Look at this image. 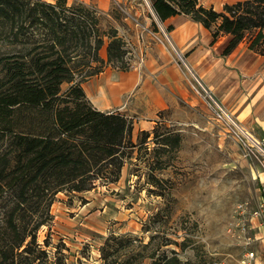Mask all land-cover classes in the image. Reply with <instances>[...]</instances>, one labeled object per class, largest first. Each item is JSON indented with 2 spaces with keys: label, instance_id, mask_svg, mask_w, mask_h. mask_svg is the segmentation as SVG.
Wrapping results in <instances>:
<instances>
[{
  "label": "trees",
  "instance_id": "16d2710c",
  "mask_svg": "<svg viewBox=\"0 0 264 264\" xmlns=\"http://www.w3.org/2000/svg\"><path fill=\"white\" fill-rule=\"evenodd\" d=\"M152 5L162 22L187 14L211 29L214 40L230 35L225 55L252 31L251 48L264 52V0L227 2L223 11L200 0H152ZM103 18L99 8L82 0H0V133L10 137L0 153V264H65L40 243L47 220L34 216L31 196L42 191L53 200L61 191L117 182L128 150L137 147L134 120L98 110L84 89L108 64L130 67L125 38ZM143 134L147 141L152 133ZM6 192L13 197L8 205L2 201ZM116 239L108 237L103 245L102 264H115L110 248ZM148 257L151 264H204L183 259L177 250Z\"/></svg>",
  "mask_w": 264,
  "mask_h": 264
},
{
  "label": "rangeland",
  "instance_id": "374dc122",
  "mask_svg": "<svg viewBox=\"0 0 264 264\" xmlns=\"http://www.w3.org/2000/svg\"><path fill=\"white\" fill-rule=\"evenodd\" d=\"M85 1L102 11L105 26L131 21L143 29L146 18L139 9L157 17L152 0ZM102 54H108L106 48ZM151 133L147 141L143 132L133 138L137 147L128 150L119 181L61 191L53 200L42 191L31 196L34 216L47 220L38 234L52 259L102 264V247L112 236L115 264H151L149 255L172 250L204 264H247L253 251L263 258L264 222L255 226L253 219L264 195V162L244 156L207 105L167 109ZM9 138L0 133V153ZM12 199L6 192L3 204Z\"/></svg>",
  "mask_w": 264,
  "mask_h": 264
},
{
  "label": "crops",
  "instance_id": "0c3cea01",
  "mask_svg": "<svg viewBox=\"0 0 264 264\" xmlns=\"http://www.w3.org/2000/svg\"><path fill=\"white\" fill-rule=\"evenodd\" d=\"M227 2L231 0H200V5L223 11ZM138 12L144 13L147 27L158 24L152 11L151 17L140 9ZM163 25L169 30V42L159 43L149 34L142 38L143 29L131 21L119 28L120 35L132 44L130 67L108 64L84 83L95 108L132 118L135 140L141 132H152L167 109L206 105L192 88L191 70L247 127L264 138V52L251 48L252 40L245 39L225 55L230 35L221 34L214 40L211 29L187 14L173 15ZM103 57L108 60V54ZM253 221L255 226L263 224ZM255 256V264H264V256L259 259L256 252Z\"/></svg>",
  "mask_w": 264,
  "mask_h": 264
},
{
  "label": "built area",
  "instance_id": "2783aa9c",
  "mask_svg": "<svg viewBox=\"0 0 264 264\" xmlns=\"http://www.w3.org/2000/svg\"><path fill=\"white\" fill-rule=\"evenodd\" d=\"M157 23L160 29H153L147 26L143 27L141 37H145V34L151 35V37L159 43H164L166 36L170 40L167 29L163 26V23L156 17ZM126 48L128 50L127 61H130L132 53V44L126 40ZM188 68L187 64L185 65ZM190 70V68H188ZM191 73V85L193 90L203 99L208 108L213 114V118L221 125L223 132L231 137L235 143L241 148L244 156L256 157L264 162V138L259 137L253 130L247 127L234 113L233 111L221 100L217 98L212 89L208 87L203 80L193 73ZM255 218L258 220L263 219L264 222V195L260 203L258 210L254 212ZM255 252L248 254L247 264H255Z\"/></svg>",
  "mask_w": 264,
  "mask_h": 264
}]
</instances>
